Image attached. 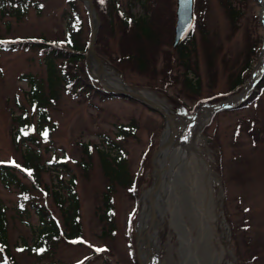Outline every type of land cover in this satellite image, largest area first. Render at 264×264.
Segmentation results:
<instances>
[{
  "label": "rangeland",
  "instance_id": "obj_1",
  "mask_svg": "<svg viewBox=\"0 0 264 264\" xmlns=\"http://www.w3.org/2000/svg\"><path fill=\"white\" fill-rule=\"evenodd\" d=\"M31 1L26 8L15 0L0 2V165L13 166L8 183L15 178L29 192L22 197L17 184L7 185L0 177L6 227L0 264H138L142 196L153 185V156L167 123L140 103L106 95L99 85L101 92L65 87L61 70L89 80L87 7L80 0ZM232 2L233 13L223 0H195L196 25L185 60L173 48L177 0H94L100 21L96 52L110 73L165 100L177 119L192 123L194 133L180 135L179 149L169 157L160 193L168 223L158 231L155 264H264V88L258 85L241 102L224 105L244 91L264 52V0ZM75 13L82 21V62L55 60L53 65L37 48L1 47L28 40L64 47ZM125 18L147 19L153 37L137 39L124 28ZM140 48L142 65L136 60ZM248 61L252 68L244 85L232 90ZM218 104L234 108L214 110L202 123L191 121ZM100 152L111 178L121 174L117 165L124 161L128 177L145 182L138 200L128 188H115L112 233L104 201L110 182ZM165 158L157 157L159 162ZM73 178L80 240L66 237L76 213ZM32 204L54 218L55 229L44 231L52 233L50 241L42 239L43 225Z\"/></svg>",
  "mask_w": 264,
  "mask_h": 264
},
{
  "label": "trees",
  "instance_id": "obj_2",
  "mask_svg": "<svg viewBox=\"0 0 264 264\" xmlns=\"http://www.w3.org/2000/svg\"><path fill=\"white\" fill-rule=\"evenodd\" d=\"M10 0H0V2H2L4 4V6L7 4L11 5V3H9ZM17 1L19 4H22L26 7H30L32 5V1L31 0H15ZM225 1V3L227 2L228 4V8L229 11L231 13H233V0H223ZM36 6V4H34ZM97 8V7H96ZM73 18L75 19L74 23L70 22L69 28H68V33H67V37L65 40V46H53L50 43H45L43 41H38V40H28L25 42H20L19 44H13V45H5V46H1L3 47V49H11L12 51H17L18 49H35L37 48L39 51H43L44 53H46L47 56H49L50 58L53 59V61H51V63L54 65L55 60H62L67 62V64H69V62H82L83 59L85 58V54H83V48L80 45L78 38L81 36L82 31V21L79 18V14L75 13L73 15ZM133 20L129 21L128 19H124L123 20V25L124 28L129 29L130 31L133 32V34H135V36L137 37V39H141V40H150L153 36H152V27L150 26V24L148 23V20H137L136 22H133ZM194 33H192L189 38L184 41L177 50L178 54L180 55L181 58L187 60L189 58V51H187V46L190 44L191 39L193 38ZM140 42L139 44H142V41H138ZM87 55V54H86ZM145 57V51L144 49L140 48L139 49V56L136 58L137 61H139L142 64L143 63V58ZM68 66H65V69ZM252 68V62L248 61L246 63V67L244 68V70L242 71V73L236 78L235 82L233 83L232 86V90H235L236 88H240L242 85H244V82L246 81V73ZM68 69L61 70L60 72H62V77H63V84L66 86H68V88L70 87H78V88H82L83 90H89V89H95L98 91H102L98 88V84L97 83H93L90 80H87V78H82L80 76H78L77 72H75V74L73 75L70 71H68ZM59 71V70H58ZM79 71V70H78ZM88 75V74H87ZM86 75H84L83 77H85ZM190 87H194V85L192 84L191 81L187 80ZM197 85V84H196ZM195 85V87H196ZM258 88H264V79L261 81V83L259 84ZM104 92V91H102ZM106 95L111 96V94H108L106 92H104ZM114 96V95H113ZM115 97H120V98H124V99H128V100H132L129 98H125V97H121V96H115ZM133 101V100H132ZM170 102L174 103L176 105L175 102H173L172 100L169 99ZM136 102V101H135ZM137 103V102H136ZM177 108L181 111H184V108L182 105H176ZM242 107V105L240 106ZM101 153V165L102 168L104 170V174L105 176L109 179L110 182V186L108 188V193L104 196V201H105V207H106V211H105V219L106 222L110 225L111 228H109V233H112L114 230V221H113V216H114V205H113V197L112 194L115 192V188L117 186H122V187H126L128 188V190L132 193L134 192V198L136 200L139 199V188L141 187L142 183H145L144 181H142L139 184V181L134 180V178H129L128 177V172H127V166L125 164L124 161H120V164L118 163L117 168L118 171L121 172V174L119 173L116 177L111 178L107 172V163L105 162V156L103 155V152ZM118 158V157H116ZM30 162V161H28ZM29 164H27V167L29 168ZM13 166H9V165H0V177L3 178V180L6 182L7 185H15L18 187V189L21 190V196H27L28 195V191H26V189L23 186H20L18 183V181L15 178H11V183H8V179H10V177L13 176L12 174V170H13ZM22 170V169H21ZM23 171V170H22ZM26 175H28L26 173V171H24ZM30 176L29 178L32 179L33 181H36L37 178ZM143 179V178H141ZM70 182V187L72 189V192L75 194V196L71 195V197H73V204H74V209H76V213H74V215L72 217L69 218V222L68 224H70V232L69 234L66 233V237L70 240L74 239V240H80L82 238L81 236V232L79 231V226L77 225L79 223V213H78V200L76 199V179L73 178ZM58 194H56V201L58 202ZM32 206L34 207V209L36 210V213L39 215V218L42 222L43 225V231L42 233V239L43 240H47L50 241L52 239V233H47V235H44V231L45 229H50L51 227L53 229H55V221L53 216L46 210L45 207L40 206L38 204H32ZM63 207V206H60ZM139 207V205H138ZM5 217L2 215L0 216V242H2V244L6 241V227H5ZM68 226V225H67ZM134 226V220H132L130 222V230H132V232L129 233L130 237H132L131 239V246H134L133 244V239L136 240V231L133 228ZM131 252L133 253V258L136 259V255H135V250L131 249ZM136 263H138V260H135ZM139 264V263H138Z\"/></svg>",
  "mask_w": 264,
  "mask_h": 264
},
{
  "label": "water",
  "instance_id": "obj_3",
  "mask_svg": "<svg viewBox=\"0 0 264 264\" xmlns=\"http://www.w3.org/2000/svg\"><path fill=\"white\" fill-rule=\"evenodd\" d=\"M85 4L88 11V17L90 21V27H91V35H90V41H89V48L87 53V59H86V71L89 76V78L95 82L98 83L101 88L108 94L114 95V96H121L125 98L132 99L133 101H136L151 111L157 112L161 114L166 123L167 127L170 129L169 139L171 140L170 144H164L160 145L158 150L155 152L153 156V166L155 172L154 182L152 187L150 188V195H149V202L148 206L151 209V218L150 221L143 232V235L140 236L139 233L137 235V254H138V262L139 264H145L141 258V244L143 242L144 235L149 232L150 229H155L156 225L159 222L160 214L157 208V200L159 197V194L161 193V189L163 186V177L166 175L167 168L169 166V157L171 156L172 149L174 148L178 135L176 132L175 125L173 124V121L171 120L168 113L156 102L146 98L142 91L136 90L134 88H131L127 86L124 82L123 84L126 86V89H116L111 88L108 86L107 81L104 78V62L99 58L96 52V46H97V38L100 28V21L98 20V26L95 25L94 19L95 16L98 18V13L96 11L94 0H80ZM177 22H176V28H175V37H174V44L173 48L177 49L193 32L196 24V14H195V0H177ZM93 61V63L96 65L97 70H93V72L89 69V61ZM264 79V71L262 72L261 76L259 77L255 88L259 85V83ZM238 107V106H236ZM234 107H224L222 104L216 105L211 107L210 109L212 111H219V110H225L230 109ZM168 145V146H167ZM168 148L169 151L165 158V166H161L160 162L158 161L157 157L163 149ZM167 149V150H168ZM154 227V228H153Z\"/></svg>",
  "mask_w": 264,
  "mask_h": 264
},
{
  "label": "bare ground",
  "instance_id": "obj_4",
  "mask_svg": "<svg viewBox=\"0 0 264 264\" xmlns=\"http://www.w3.org/2000/svg\"><path fill=\"white\" fill-rule=\"evenodd\" d=\"M94 23L96 26H98V19L96 16L94 19ZM91 63H92L91 66L95 72V70H97L96 65L93 63V61H91ZM104 67L106 69L104 78L107 81L108 86L111 88H116V89H126V86L123 84V81L121 80L120 76H117L114 73H110L109 67H106V66H104ZM263 71H264V52L261 56V59H260L258 65L256 66V68L254 70L252 77L247 82L244 91L239 96H236L235 98L226 101L224 103V105L231 106L237 102H241L242 100H244L254 90L255 84L258 81V79L261 76ZM106 75H108V76H106ZM110 75H112V77ZM142 94L146 98H148V99L156 102L157 104H159L168 113L171 120L173 121V124L175 125L178 137L180 135H182L183 133H185L187 135H191L194 133L193 129H192V123L189 122V119H187V118H178L177 119V113L175 112V110L173 108H171L168 105V103L165 100H162L160 97H158L155 94L148 92V91H144V92H142ZM213 113L214 112L211 109L205 110L204 112L198 113V115L195 118H193L191 121H195V122H197V124L199 122L202 123L203 118L206 119V121L210 120ZM169 130L170 129L168 127H166V130L164 132L163 139H162V145H164V144L169 145L171 142V140L169 139V134H170ZM177 140H178V138H177ZM175 148L179 149V147H177V144H175L174 148L172 149L171 155L173 153L177 152L175 150ZM167 149L168 148L163 149L161 154L167 155V153L169 151V149L168 150ZM160 165L163 167L165 165V162L161 161ZM195 173L197 174L196 171H195ZM165 177H166V175H164V177H163V183L165 182ZM149 195H150V190H147L142 196V212L140 215V221H139V226H138V233L140 236L143 235V232L145 231V229H146V227L150 221V218H151V209L148 206ZM199 200H200V197H199ZM182 202H184L185 207H187V208L190 207V200L189 199L184 198V200H182ZM161 204H162V198L160 199V194H159V198L157 200V208H158V211L160 214L159 222L156 225L155 229H153V230L150 229L149 232L146 234V236L144 235L143 242H142L141 248H140L141 258H142L143 262H145V264H155V259H156L155 250H156V240L158 238V231L161 227H163L164 223H166V224L168 223L166 214L164 213V209H163V206ZM202 206H203V204H202ZM203 212H204V214H206L205 210H203ZM204 223H207V221L203 220V224ZM204 226H206V225L204 224ZM205 233L206 232L203 231V234H205Z\"/></svg>",
  "mask_w": 264,
  "mask_h": 264
},
{
  "label": "snow or ice",
  "instance_id": "obj_5",
  "mask_svg": "<svg viewBox=\"0 0 264 264\" xmlns=\"http://www.w3.org/2000/svg\"><path fill=\"white\" fill-rule=\"evenodd\" d=\"M45 136L47 135V133L45 132V134H44ZM97 251H102V249H97Z\"/></svg>",
  "mask_w": 264,
  "mask_h": 264
}]
</instances>
